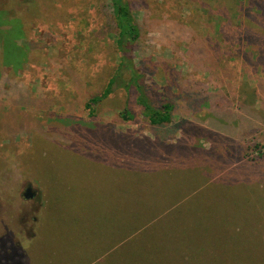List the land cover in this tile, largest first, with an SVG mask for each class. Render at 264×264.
<instances>
[{"label":"rangeland","instance_id":"1","mask_svg":"<svg viewBox=\"0 0 264 264\" xmlns=\"http://www.w3.org/2000/svg\"><path fill=\"white\" fill-rule=\"evenodd\" d=\"M126 1L170 124L117 85L89 114L117 65L108 0H0V264H264V125L211 111L243 76L214 64L217 26L264 0Z\"/></svg>","mask_w":264,"mask_h":264},{"label":"trees","instance_id":"2","mask_svg":"<svg viewBox=\"0 0 264 264\" xmlns=\"http://www.w3.org/2000/svg\"><path fill=\"white\" fill-rule=\"evenodd\" d=\"M108 3L112 10L116 33L117 65L102 92L89 98L86 104L89 114H94L92 103L97 104L103 98H107L117 85L127 95L133 92L136 102L143 108V112L151 125L170 124L176 106L171 99H164L158 105L152 102L151 92L148 88L149 79L146 77L147 71L144 67L145 57L136 54L135 51L141 31L130 3L126 0H108ZM236 11L240 15L237 17L238 21L235 22L237 25H232V20H228L226 23L230 22L229 25L233 26L228 32L229 35L223 33L222 25L217 26L216 31L221 33L225 46L228 47L219 51V42H215L217 45L213 47V50L219 56L215 58L214 64L223 66L220 68L221 71H225L226 68L228 70L231 64L235 68L234 73L237 76L241 74L243 76L237 80L233 93H228L235 102L226 103L225 106L215 103L214 107L211 106V111L212 119L220 123L222 121L228 123L232 120H238V122L244 120L247 126L246 133H250L254 126V120H260L264 125V85L261 84V81L264 80L261 77L264 74V29L261 31V27L254 21L259 14H264V4L263 6L255 3L248 4L243 9L242 1H240L236 3ZM220 57L225 61H221ZM152 82L156 83L153 79ZM224 84L227 85L226 82ZM230 85L234 87L235 81ZM258 101L259 104H257ZM202 109L201 106L200 110ZM119 116L124 119H131L133 114L125 108Z\"/></svg>","mask_w":264,"mask_h":264},{"label":"water","instance_id":"3","mask_svg":"<svg viewBox=\"0 0 264 264\" xmlns=\"http://www.w3.org/2000/svg\"><path fill=\"white\" fill-rule=\"evenodd\" d=\"M24 195H25L26 197H31V196H32V193L30 192L29 189H27V190L25 191Z\"/></svg>","mask_w":264,"mask_h":264}]
</instances>
